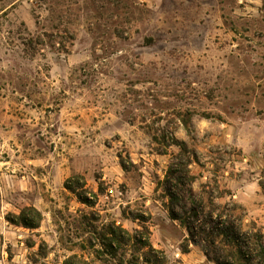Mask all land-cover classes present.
I'll use <instances>...</instances> for the list:
<instances>
[{
	"label": "rangeland",
	"instance_id": "1",
	"mask_svg": "<svg viewBox=\"0 0 264 264\" xmlns=\"http://www.w3.org/2000/svg\"><path fill=\"white\" fill-rule=\"evenodd\" d=\"M170 199L264 237V0H0V264H214Z\"/></svg>",
	"mask_w": 264,
	"mask_h": 264
},
{
	"label": "trees",
	"instance_id": "2",
	"mask_svg": "<svg viewBox=\"0 0 264 264\" xmlns=\"http://www.w3.org/2000/svg\"><path fill=\"white\" fill-rule=\"evenodd\" d=\"M80 198V196H78ZM89 204L88 198H80ZM178 202L170 199L168 212L172 220L178 221L188 234V242L199 245L206 259L214 264H264V237L254 228L243 229L231 221L218 218L215 220L208 216L201 220L193 214L191 222L182 219L176 212ZM41 221V216L34 208L23 209L11 223L26 229H36ZM111 241L116 235L112 233ZM135 238V237H134ZM187 241V239H186ZM145 247H150L145 242ZM62 264H90L76 256L69 257Z\"/></svg>",
	"mask_w": 264,
	"mask_h": 264
}]
</instances>
